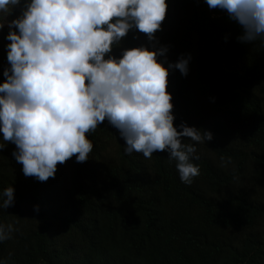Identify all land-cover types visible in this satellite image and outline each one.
I'll return each mask as SVG.
<instances>
[{
    "label": "trees",
    "instance_id": "1",
    "mask_svg": "<svg viewBox=\"0 0 264 264\" xmlns=\"http://www.w3.org/2000/svg\"><path fill=\"white\" fill-rule=\"evenodd\" d=\"M166 3L155 37L169 62L190 56L186 76L167 78L173 125L213 136L196 145L199 175L181 183L163 151L125 154L106 120L86 133L88 160L58 163L46 182L25 177L15 146L0 140V192L14 189L0 208V224L13 227L0 242L5 264H264V46L238 42V26L203 0ZM141 44L130 32L121 47Z\"/></svg>",
    "mask_w": 264,
    "mask_h": 264
},
{
    "label": "clouds",
    "instance_id": "2",
    "mask_svg": "<svg viewBox=\"0 0 264 264\" xmlns=\"http://www.w3.org/2000/svg\"><path fill=\"white\" fill-rule=\"evenodd\" d=\"M203 2L238 26V42L264 46V0ZM17 6L19 14L9 21ZM167 7L166 0H0V13L7 14L0 29H8L0 140L15 146L11 155L25 177L46 182L58 163L73 156L86 162L93 148L86 133L105 120L124 141L125 154L150 158L163 151L181 183L199 175L192 163L199 159L196 145L213 136L184 122L173 125L167 78L172 71L186 76L190 56L169 62L168 46L155 37ZM130 32L144 34L146 44L121 47ZM114 48H120L118 57ZM13 204L10 186L0 192V208ZM12 231L11 224H0V242Z\"/></svg>",
    "mask_w": 264,
    "mask_h": 264
},
{
    "label": "rangeland",
    "instance_id": "3",
    "mask_svg": "<svg viewBox=\"0 0 264 264\" xmlns=\"http://www.w3.org/2000/svg\"><path fill=\"white\" fill-rule=\"evenodd\" d=\"M20 8L17 6L15 7L11 14L7 17V19L10 21L11 19L16 18V16L19 14ZM7 14L0 13V25H3L5 23V18ZM7 28V27H5Z\"/></svg>",
    "mask_w": 264,
    "mask_h": 264
}]
</instances>
